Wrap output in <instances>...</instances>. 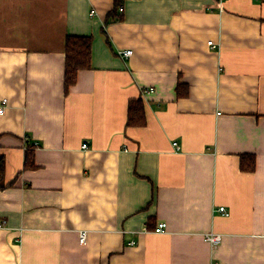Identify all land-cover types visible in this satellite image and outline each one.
Masks as SVG:
<instances>
[{
	"label": "crops",
	"instance_id": "1",
	"mask_svg": "<svg viewBox=\"0 0 264 264\" xmlns=\"http://www.w3.org/2000/svg\"><path fill=\"white\" fill-rule=\"evenodd\" d=\"M113 6L0 0V264H264V0Z\"/></svg>",
	"mask_w": 264,
	"mask_h": 264
},
{
	"label": "trees",
	"instance_id": "2",
	"mask_svg": "<svg viewBox=\"0 0 264 264\" xmlns=\"http://www.w3.org/2000/svg\"><path fill=\"white\" fill-rule=\"evenodd\" d=\"M122 0H114V6L107 14L106 22L117 20L120 14L116 13V7ZM65 60L63 84L65 91L75 83L80 70L90 67L91 37L88 35H67L65 38ZM144 106L140 97L131 99L127 106V124L142 125L145 123ZM28 154L24 157V168L33 167L34 163ZM239 166L243 170L252 171L255 167V158L252 153L240 154ZM4 174V165L0 161V187Z\"/></svg>",
	"mask_w": 264,
	"mask_h": 264
},
{
	"label": "built area",
	"instance_id": "3",
	"mask_svg": "<svg viewBox=\"0 0 264 264\" xmlns=\"http://www.w3.org/2000/svg\"><path fill=\"white\" fill-rule=\"evenodd\" d=\"M120 10H122V8H120ZM211 47L215 48L217 47V45L215 43L212 42V40H209L207 42ZM119 54L123 57H128L132 54V50L131 49H121L119 50ZM7 104V99L6 98H0V113H3L4 108ZM174 145H176V143H173ZM82 147H86V143L82 144ZM219 211L224 213L225 215H227L228 213L225 211V208L223 206H220ZM166 226V223L164 221L158 222L155 230L157 232L162 231ZM84 237H85V232L82 231L81 233H79V241L80 243L84 242ZM204 239L205 241H207L211 247H215L219 244L220 240H221V235L219 233H215V232H208L205 233L204 235ZM212 264H216V263H212Z\"/></svg>",
	"mask_w": 264,
	"mask_h": 264
}]
</instances>
